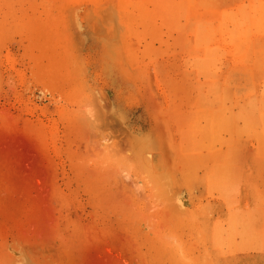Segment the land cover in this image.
<instances>
[{"label":"rangeland","instance_id":"obj_1","mask_svg":"<svg viewBox=\"0 0 264 264\" xmlns=\"http://www.w3.org/2000/svg\"><path fill=\"white\" fill-rule=\"evenodd\" d=\"M0 264H264V0H0Z\"/></svg>","mask_w":264,"mask_h":264}]
</instances>
